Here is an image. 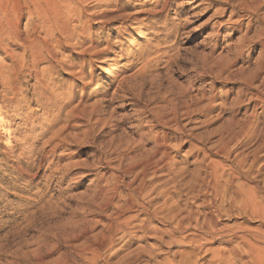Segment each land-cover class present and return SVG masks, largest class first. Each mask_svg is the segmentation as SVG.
I'll return each instance as SVG.
<instances>
[{"label":"rangeland","instance_id":"rangeland-1","mask_svg":"<svg viewBox=\"0 0 264 264\" xmlns=\"http://www.w3.org/2000/svg\"><path fill=\"white\" fill-rule=\"evenodd\" d=\"M128 1L137 10H151L159 4L157 0ZM207 2L171 1L167 28L181 22L189 23V28L176 31L167 44L165 32H158L163 22L158 17L142 16L139 25H132L133 20L107 23L101 17L93 21V33L101 40L109 38L117 55L94 59V82L83 101L84 115L71 117L69 124L65 121L66 110L81 100L79 79L64 70L50 72L47 63L39 65L37 71L29 69L31 61L15 73L12 61L0 56V264H54L64 256L70 259L69 264H83L76 250L85 239L106 230L113 212L120 215L121 223L133 219V225L138 226L156 209L163 212L154 218L152 227L160 233L147 234L119 255L138 247H153L163 253L161 259L172 255L176 264H183L194 248L188 243L168 245V235L175 228L172 217L183 218L192 210L209 211V207L202 206V200L208 198L205 187L211 164L230 174L243 156L247 159L243 169L247 174L235 184L248 191L256 190L258 200L264 201V91L259 87L260 79L252 87L246 85L256 71L259 49L245 47L243 58L235 59L233 46L240 34L232 32L231 8L226 7L224 18L211 20L217 7L204 16L201 11ZM103 10L108 9L92 7L96 14ZM176 10L181 11L179 16ZM241 15L245 29L249 19ZM205 25L207 31L202 27ZM125 27H129L130 34L112 35L119 30L122 33ZM256 31L255 26L250 36ZM253 49L256 52L247 56ZM141 54H145L144 58ZM62 57L75 59L76 54L64 50ZM149 60L153 62L145 82L134 79L132 86L131 79ZM122 80L127 90L119 88ZM41 82L59 96L63 112L54 99L46 101L45 91L39 87ZM15 85L20 90L16 96ZM40 102L45 103L40 106ZM91 112L95 114L91 116ZM252 118L256 129L245 134L242 128ZM64 126L57 140L60 147L36 154L44 141ZM158 137L163 139L162 151L169 154L172 163L157 173L164 198L155 200L153 194L139 200L130 211L119 196L115 205L104 209L102 194L111 190L116 181L125 193L142 166L152 160ZM20 150L36 154L29 174L35 175L31 182L27 175L21 177L12 168ZM152 178L149 170L147 180ZM138 184L137 181L134 186ZM100 190L104 191L101 195ZM152 199L154 207L145 212L141 205ZM221 223L252 231L261 228L258 220L244 216L223 217ZM121 226L125 234L138 232V228ZM195 233L198 232L190 227L186 232H176V236ZM121 237L122 234L116 239L114 250L125 245ZM204 247L199 264H208L210 251L220 245Z\"/></svg>","mask_w":264,"mask_h":264},{"label":"bare ground","instance_id":"bare-ground-1","mask_svg":"<svg viewBox=\"0 0 264 264\" xmlns=\"http://www.w3.org/2000/svg\"><path fill=\"white\" fill-rule=\"evenodd\" d=\"M157 1H159V4L151 10H137L135 8L132 9L128 0H117L116 3L112 0H0V56L9 58L12 61L11 66L15 73L20 72L24 65L31 61L32 64L28 66L29 69L32 67L37 71L39 65L47 63L50 65V72L56 73L64 70L72 78L79 79L81 81V100L76 105L71 106L70 104V107L67 108L65 115L67 120L65 121L69 124L71 117L84 115L83 101L87 95V90L94 82V59L116 54L114 52L115 45L111 43L109 38L101 40L93 33V21L101 17L107 23L121 21L125 24L133 20L132 25H139L140 22L138 21L142 16H147V19L158 17L163 20L162 27L158 32H165V44L178 30L189 28V23L181 22L179 25H173L171 29H168L167 27L170 25L168 9L172 0ZM220 6L223 8H218ZM92 7L101 9L106 7L108 10H103L96 14V12L92 11ZM216 7L217 10L210 17L211 20L216 17L224 18L228 11L226 7L231 8L230 21H233L234 24L232 32L233 34L237 32L240 34L237 43L233 46L235 59L243 58L244 52H246L244 51L245 47L252 45L259 49L256 71L246 85L252 87L254 81L260 79L261 85L259 87L264 91V0H208L201 12L204 16H207ZM130 9L131 12L129 13L128 10ZM175 12L177 16L181 14V11L176 10ZM241 13L245 14V17L249 19L245 29L241 25V19L244 17ZM255 26L257 31L254 36H250ZM202 27H205V31L209 29L206 25ZM120 31L113 32L112 35L122 36V34H130L129 27L123 28L122 33ZM64 50H69L71 53L76 54V58L62 57ZM119 52L118 54H120ZM253 52L255 53L256 51L254 49L249 51L247 56H251ZM144 56L142 55V58ZM138 60L142 61L141 57H138ZM152 62L153 60H149L138 69V72L131 79L130 83L132 86L136 83L133 81L134 79L135 81L140 79L145 82L144 77ZM125 82V80H122L119 86L122 90L126 89V87H123ZM16 85L13 90L15 96L20 93ZM39 87L45 91L46 101L54 99L56 107L60 108L61 111L64 110L62 109L63 106L59 96L53 89L49 88L44 82H41ZM43 103L45 102H40V106H43ZM44 110L46 109L44 108ZM94 114L95 112H91L90 115L93 116ZM254 119L247 122L243 128L239 125L245 134L249 132L252 134L256 129L257 123H255ZM65 128L64 126L58 132L54 131L55 133L53 132L54 134L50 135L52 137L44 141L43 146L40 148L41 150H38L36 154L45 153L47 148L50 147L53 148V151H56L60 147V144H57V140L62 136ZM162 140L159 137L155 139V152L152 160L150 159L149 163L142 166L137 178L127 185L125 193L120 191L119 181L114 183L111 190L106 188L107 191L105 193L104 191L102 192L103 189L100 190V195L101 192L104 193L102 194L104 196V209H108L110 205H115L116 198L119 196L124 198L125 207L130 211L138 204L139 200L142 202L153 194L156 195L155 200L164 198L165 191L162 189V185L157 184V173L163 166H170L172 163L169 154L162 151L164 148ZM36 154H27L20 150L18 161L13 162L16 163L12 167L14 171L20 173L21 177L27 175L30 182L35 178L34 174H29H31L34 166ZM246 163V157H240L230 174L220 171L215 164H211L205 187L208 198L202 200V206L209 207V211L200 213L192 210L183 218L172 217V220H175V228L174 231L170 232L171 235H168L170 236L168 245L176 246L188 243L194 248L189 257L184 259L185 255H182L184 262L182 261L181 263L199 264L198 259L203 247L219 244L220 247L218 249L210 251L208 264H264V201L258 200L256 190L248 191L245 187L235 184V181L237 182L246 177L247 173L243 171ZM23 165L25 166L23 167ZM149 170L152 171V180H147V172ZM137 181L139 184L138 187H135L134 185ZM201 192L198 197L201 196ZM193 194L196 193L194 192ZM154 199L148 201L147 205L144 203L141 205L145 212L154 207L152 205L155 204L153 203ZM218 200H220V204H217ZM166 205L167 202L164 206ZM119 208L117 207L118 210ZM162 212V210L156 209L153 215L150 216L148 214L149 217L146 222L142 221L138 226L133 225V219H128L121 223L120 215L117 212H113L110 215L112 222L106 224L104 232L93 238L85 239L86 241L82 246H79L78 249L76 248L78 259L83 260V264H101V262L103 264H176L177 262L172 258V255L161 259L163 253L158 248L155 249L153 247H138L136 250L119 255L121 252L123 253L124 248L126 250L129 249L137 240L144 239L147 234L158 235L160 232L153 228L154 226L152 227V221L154 218H158ZM234 216L248 217L253 221L256 219V221L258 220L261 223V228L258 231H252L249 228L241 227V225L239 227H229L221 223L223 217L232 218ZM123 224L131 229L138 228L136 233L142 235L139 236L136 233L135 235L125 234L121 226ZM190 227L198 233L182 238L176 236V232H186ZM120 234H122L121 238L125 239L126 243L124 242L125 245L121 249L114 250L115 241ZM160 238L162 243L164 240H162V237ZM207 253H209V250ZM106 254H109V256H105ZM114 259L116 260L113 261ZM69 261L70 259L64 256L60 257L54 264H69Z\"/></svg>","mask_w":264,"mask_h":264}]
</instances>
